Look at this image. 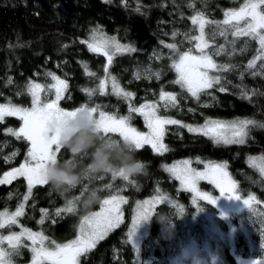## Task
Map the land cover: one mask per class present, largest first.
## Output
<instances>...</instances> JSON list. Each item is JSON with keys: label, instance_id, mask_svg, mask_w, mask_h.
Returning a JSON list of instances; mask_svg holds the SVG:
<instances>
[{"label": "trees", "instance_id": "trees-1", "mask_svg": "<svg viewBox=\"0 0 264 264\" xmlns=\"http://www.w3.org/2000/svg\"><path fill=\"white\" fill-rule=\"evenodd\" d=\"M189 2L190 0H175V3L173 0H110L108 3L105 0H0V103L11 101L30 107L31 97L26 94L27 82L35 80L38 83H51V77L46 76L49 71L68 82V90L60 102L61 107L66 110H74L82 104H100L106 111L114 112L119 107L120 114L128 115V102L111 94L110 79L108 95L102 96L97 91L94 96L89 97L82 91L84 87L96 88L99 79L108 73L115 76L126 91L135 93L132 101L135 106L146 95H149V100H153V95H158L161 89L182 95L180 86L170 83L176 78V74L167 62L161 64L165 74L160 79H136L135 74L137 70H141L142 65L150 62L154 51L166 48L164 45L169 43H179L180 34L173 37L172 33L177 31L178 25L187 27L183 21H189L188 15L194 10L188 7ZM241 2L242 0H195V10L201 8L212 19L221 20L224 10L238 7ZM137 8L140 10L137 11ZM93 30L104 36L116 37L121 44H130L137 51L116 55L112 65L108 66V73H105L106 57L91 52L82 43L91 38ZM241 42L243 40L239 44ZM257 48V43L252 41L245 51L235 52L229 57V63L237 67L234 71L223 74L231 81L226 84V91L220 92L218 88H213V94L201 96L199 101L190 99L186 103L180 95L179 101L184 103L183 111L177 113L173 109L164 112L163 115L181 121L180 130L177 133H167L164 143L170 150L163 155L154 152L147 145L136 151L137 157L147 162L148 174L136 177L135 187L122 178L113 180L110 175L97 180L96 186L103 198L115 194V189L105 188V185L112 184L121 189L120 195L126 196L129 203L122 206L124 223L83 256L81 264H137V256L128 236L135 202L155 195L157 187L171 199L188 206L190 197L180 189L179 182L164 170V164L184 159L196 162L197 158L227 162L230 174L241 183L242 189L246 192L256 191L253 183L258 174L249 165L248 158L264 154V128L253 127L245 145H216L208 137L189 132L182 125L202 124L206 118L255 119L264 123V95H259L264 93V75L254 77L249 74L252 70L247 69L248 62L257 54ZM84 64L89 71L96 73L95 77L85 74ZM241 72L244 73L243 80L240 79ZM9 77L12 80L10 84L7 83ZM241 86H245L250 95L252 90H256L258 94L252 96L251 100L242 98ZM17 92L22 94L17 95ZM205 104L208 106L205 107ZM135 114L137 117L132 121L133 126L145 130L143 117ZM21 124L16 117H5L4 122L0 123V155L17 152L11 163H5L0 158V176L5 171L18 167L26 157L29 144L23 139L17 140L6 134L7 128L18 129ZM67 156L66 149L58 154L59 159ZM23 191V178H18L11 184L0 185V211L5 208L15 210V199L21 198ZM78 193L79 190L73 195ZM32 197L25 208V216L20 218L21 225L33 231L43 230L58 243L67 242L78 235L79 219L83 215L79 207L75 213H64L55 223L46 219L40 225L37 223L42 216L40 209L46 208L52 212L54 207H64L67 199L51 191L48 185L34 187ZM167 207L165 204L162 206L163 210ZM99 208L96 206L94 210L99 211ZM158 225L153 219L149 229L152 238L158 235ZM22 251L27 261L30 253L27 248Z\"/></svg>", "mask_w": 264, "mask_h": 264}, {"label": "snow or ice", "instance_id": "snow-or-ice-1", "mask_svg": "<svg viewBox=\"0 0 264 264\" xmlns=\"http://www.w3.org/2000/svg\"><path fill=\"white\" fill-rule=\"evenodd\" d=\"M105 2L108 3L110 0H105ZM188 7L195 10V0H190ZM136 10L139 11L140 9L137 8ZM223 16V20L209 19L204 11L195 10L189 19L193 26L191 31L196 34H191V32L184 34L185 39L192 46L186 50H181V46L176 43L164 45L172 51V55L169 57L171 60L169 67L176 74V78L170 83L179 85L182 92L190 94L196 101L200 100L201 94L210 95L207 93L209 89L218 87L220 92L227 90L226 84L231 83V81H228L223 74L234 71L237 66L231 63H217L214 57L227 53L231 58L237 51L236 45L240 38H247L244 41V46L240 49L241 52L247 49L250 42L258 43L257 54L248 62L247 69L252 70L249 74L254 77L264 75V0H242L238 7L224 10ZM209 26L211 28L206 31ZM179 34L178 31L174 30L172 36L175 37ZM101 35L93 30L91 38L82 41V43L86 44L91 52L106 57L105 73H108V66L112 65L116 55L137 51V48L130 44H121L115 38L107 36L101 38ZM229 35L233 39L229 40ZM218 36L224 38V44L215 45ZM161 43L163 44V41ZM9 46L11 47V45ZM19 46L23 47V45ZM156 58L159 59L160 57L157 56ZM257 61H262V63L258 66ZM84 69L85 74L89 77L96 76L95 72L88 70L86 64H84ZM154 75L159 79L161 72L157 71ZM46 76L51 77L52 83H38L35 80L27 82L26 94L31 97L30 107L21 106L11 101L0 103V123L4 122L5 117H16L22 122L18 129L7 128L6 134L15 137L17 140L23 139L30 145L23 162L0 176V185L11 184L18 178H24L27 184V194L23 196V200L16 209L10 211L5 208L0 211V230L20 226L19 231H9L7 235L0 233V264H14L13 258L20 255L22 248L30 250L32 254L31 264H81V257L95 249L99 241L105 239L112 230L119 228L124 223L122 206L127 205L129 201L126 196L120 195L121 189L117 188L115 194H109L103 199L99 211L80 217L78 235L67 242L58 243L46 235L43 230L33 231L31 228L21 225L20 218L25 216V208L32 196L34 187L47 185L43 176L45 165L50 161L54 162L62 150L58 137L46 135V125L52 116L75 115L76 111L81 108H89L91 112L96 114L98 124L106 135L115 134L129 140L135 145L136 150L143 149L146 145L150 146L154 152L160 155L170 150L168 145L164 143L166 126L181 125V121L162 115L160 111L161 108L177 107L181 94L161 89L157 101H146L137 107L132 103L135 99V93L126 91L125 88L121 87L117 78L108 73L104 78L99 79L96 88L84 87L82 91L89 97L94 96L97 91L102 96L108 95L110 79L111 94L128 102V115L111 113L104 110L100 104L95 106L82 104L74 110H66L61 107L60 102L69 87L67 80L61 79L59 75L51 71L47 72ZM135 78H140L139 73L135 74ZM243 78L244 73L241 72L240 79L243 80ZM7 83H12L10 77ZM20 94L22 93L17 92V95ZM257 94L256 90H252L250 95L248 89L241 86L242 98L251 100L252 96ZM259 95H264V93H259ZM161 102L163 103L161 104ZM204 106L207 107L208 105ZM134 113L143 117L146 131H141L133 126L132 114ZM182 127H186L189 132L208 137L216 145H245L250 139L251 129L253 127L264 128V123H259L255 119L224 121L206 118L202 125L183 124ZM16 155L17 152H13L10 156L4 157V160L10 161ZM196 163L204 164V169L198 170L193 167L192 159L164 164L162 167L179 182L182 189L195 194L192 204L197 205L198 211H203V208L198 206L199 200L216 205L219 199L209 192H202L199 188L201 181H207L213 185L219 190L221 197L227 196L230 200L242 201L251 212L255 211L254 205L258 203L256 197L248 195L246 199H242L237 191V183L227 170V162L208 161L205 163L197 158ZM248 163L257 169L261 176H264V154L259 157L250 156ZM121 178L128 184L136 186L135 180H129L123 176ZM112 179L115 180L116 177L113 176ZM105 188L113 189V185L107 184ZM155 191L156 194L149 199L135 202V214L131 221L132 227L128 232L130 238L135 237L141 222L147 219L152 211L162 203L167 202L176 208L180 215H183L184 208L182 205L176 204L159 187ZM77 200H79V196L68 201L64 207L56 208L55 215L75 213L78 208ZM40 212L42 216L37 223L43 225L45 220L49 218V211L42 208ZM55 222L53 219L52 223ZM253 264H264V260L257 259L253 261Z\"/></svg>", "mask_w": 264, "mask_h": 264}, {"label": "rangeland", "instance_id": "rangeland-1", "mask_svg": "<svg viewBox=\"0 0 264 264\" xmlns=\"http://www.w3.org/2000/svg\"><path fill=\"white\" fill-rule=\"evenodd\" d=\"M197 10L204 11L206 16L209 19H212L210 17V14L205 10L201 8ZM194 11L195 10L190 11L188 18L194 14ZM223 19L224 16L221 20ZM183 22H185V25L187 24V27H184L182 25H178L177 27V31L180 33L178 46H181V50H186L192 45L188 40L185 39L184 34L188 32H191V34L196 33L194 31H191L193 29V26L191 25L190 19L189 21L184 20ZM210 28L211 26H209V28H206V31H209ZM103 36L104 35H101V38H103ZM110 38H115L117 40L116 37ZM228 39L231 40L233 39V37L229 35ZM246 39L247 38H240V40H243V42L239 44L240 40L238 41L236 45V52H241L240 49L244 46V41ZM221 44H224V38L218 36L216 38L215 45ZM171 55L172 51L168 48L154 51L152 53L150 62L146 65H142L141 70H137L136 73H139L140 78H145L151 81L156 78L154 73L160 71L161 75L159 79L162 78L165 74V70H163L161 64L163 62L171 64V60L169 59ZM157 56L160 58L157 59ZM214 59L217 61V63H229V56L227 53L220 56H215ZM261 63L262 61H257L258 66ZM207 93H210V95L213 94L212 89L207 90ZM65 95L66 92L64 93V97ZM207 95L209 94H201V96ZM153 98V100H149V95H146L142 99V101L139 102L138 106L146 101H157L159 99V94H154ZM180 98H182L183 102L185 103L190 99H194L190 96V94L186 92H183ZM183 102H181L180 100L178 106L174 108H161V114L163 115L164 112H168L173 109H175L177 113H181L184 108ZM162 103L163 102H161V104ZM111 113L120 114L119 107H116L114 112ZM132 115L134 120L137 115L135 113ZM202 124L192 125L195 126ZM171 126L173 127L172 129L170 128ZM179 126L180 125H167L165 137L168 132L177 133L180 130ZM146 130L147 129L141 131ZM12 153L13 152L6 155H0V158H3L4 160V157L10 156ZM15 157H13L10 161H4L5 163H11L15 160ZM204 162L206 163L208 161ZM192 166L197 168L198 170L204 169V164H197L196 162H193ZM252 169H254V171L258 174L257 180L253 183V186L256 188L255 192L244 191L241 187V183L235 180L232 175L231 176L237 183V191L238 194L241 195L242 199H246L248 195H254L256 197L258 203L254 205V212H251L247 207H245L242 201H238L235 199L230 200L227 198V196L221 197L219 190L214 188V186L209 184L207 181L200 182V190L202 192H209L219 199L216 205H212L206 201L199 200L198 206L202 207L203 211H198L197 205L192 204V200L195 194L182 189L180 186V189L186 192V194L190 197V201L188 203V206L185 207L181 202L173 199L176 204L182 205L184 208L183 215H180L176 208H174L178 215V217L173 218L175 223V235L171 239L164 238L161 225L159 224L157 232L158 235L156 238H152L149 234L151 223L141 222L135 237H129V240L131 241L137 256V264H195L196 260H199L201 264H253V261L257 259L264 260V223H262V221H264V176H261L257 169L253 167ZM171 178L174 179L173 177ZM116 188L117 187L113 186V189L108 190H114ZM258 193H261V195H259ZM26 194L27 184L25 180V191L21 192L22 197L15 199V201L17 202V206L23 200V196ZM32 198L33 197L31 196L30 199ZM11 200H13V198H11ZM165 205L168 206L166 211L172 209V206L167 202H165ZM158 207L159 206H157V208ZM56 208L57 207H54L52 212L49 211L48 219L51 221L53 219L56 220L57 218H61L64 216V213H62L61 216H56ZM19 230L20 226L17 225L13 226L11 229L6 228L0 230V233L7 235L9 231ZM23 249L24 248L21 249L20 255L13 258L14 264H31L32 254L30 250L27 248L30 256L26 261V257L22 251ZM22 259H24V262Z\"/></svg>", "mask_w": 264, "mask_h": 264}, {"label": "clouds", "instance_id": "clouds-1", "mask_svg": "<svg viewBox=\"0 0 264 264\" xmlns=\"http://www.w3.org/2000/svg\"><path fill=\"white\" fill-rule=\"evenodd\" d=\"M46 128V135L58 137L61 148L67 150L68 156L48 162L43 169L44 179L51 191L65 197L67 202L79 196L76 203L83 215L95 212V207H100L104 199L96 186L97 180L109 175L135 180L148 174L147 162L137 157L135 145L121 137L106 135L98 124L96 114L89 108H81L75 115L52 116ZM78 189V195H73ZM164 204L154 209L142 222L151 223L155 219L161 225L164 238L171 239L175 235L173 218L178 215L173 207L163 210ZM195 264L201 262L196 260Z\"/></svg>", "mask_w": 264, "mask_h": 264}]
</instances>
